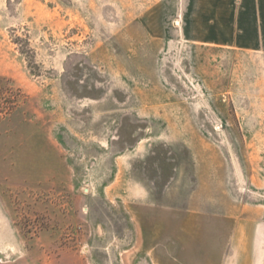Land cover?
Here are the masks:
<instances>
[{"label":"rangeland","instance_id":"1","mask_svg":"<svg viewBox=\"0 0 264 264\" xmlns=\"http://www.w3.org/2000/svg\"><path fill=\"white\" fill-rule=\"evenodd\" d=\"M11 89L0 264H249L264 0H0Z\"/></svg>","mask_w":264,"mask_h":264},{"label":"crops","instance_id":"2","mask_svg":"<svg viewBox=\"0 0 264 264\" xmlns=\"http://www.w3.org/2000/svg\"><path fill=\"white\" fill-rule=\"evenodd\" d=\"M245 6V0H199L201 6ZM243 41L246 36L243 35ZM243 255L249 264H264V210L260 204H243Z\"/></svg>","mask_w":264,"mask_h":264},{"label":"trees","instance_id":"3","mask_svg":"<svg viewBox=\"0 0 264 264\" xmlns=\"http://www.w3.org/2000/svg\"><path fill=\"white\" fill-rule=\"evenodd\" d=\"M19 97H20L19 90L17 92L14 89H11L10 95L6 99L5 106L3 108H0V114H7L11 110H13L19 104Z\"/></svg>","mask_w":264,"mask_h":264}]
</instances>
